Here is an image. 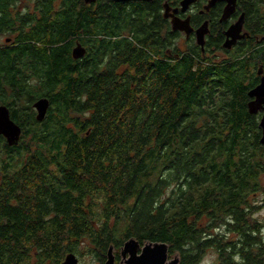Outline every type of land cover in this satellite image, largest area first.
Returning <instances> with one entry per match:
<instances>
[{
	"label": "trees",
	"instance_id": "1",
	"mask_svg": "<svg viewBox=\"0 0 264 264\" xmlns=\"http://www.w3.org/2000/svg\"><path fill=\"white\" fill-rule=\"evenodd\" d=\"M180 1L64 0L0 46V102L23 128L16 146L0 136V264H61L82 246L105 264L131 237L167 243L179 264H203L210 246L217 264H264L250 198L264 192V145L248 106L264 68V0H238L250 36L231 50L214 7L205 51L176 44L164 4ZM69 35L87 49L77 62ZM41 97L50 107L38 121Z\"/></svg>",
	"mask_w": 264,
	"mask_h": 264
},
{
	"label": "water",
	"instance_id": "2",
	"mask_svg": "<svg viewBox=\"0 0 264 264\" xmlns=\"http://www.w3.org/2000/svg\"><path fill=\"white\" fill-rule=\"evenodd\" d=\"M97 0H85L86 3H92ZM117 2L135 1V0H114ZM152 1V0H143ZM197 0H181L180 8L176 7L173 12L170 13L171 7L168 2L164 4V16L171 17L172 27L174 30L185 31L187 35L194 31V28L190 24V18H181L176 13L181 10L187 12L191 4ZM218 1H226L227 5L224 11V18H228L236 9L237 0H209L205 5V9L209 10ZM244 22V14L240 19L232 24L226 31L227 38L224 42L225 48H232L238 39L244 37L241 34ZM196 37L198 43L203 47L205 44V36L209 32L208 21H205L203 25L196 29ZM86 53V49L83 45L78 44L73 49V56L75 58L83 57ZM263 68L259 70L261 74ZM252 100L249 102L250 113H257L260 110H264V74L261 76L260 83L253 87L248 92ZM34 107L37 110V120L42 121L48 112L50 107V101L47 97H41L34 102ZM259 126L261 128L260 142L264 145V113L260 119ZM0 134L6 137L9 146H16L19 144L22 136V127L12 118L9 107L7 105H0ZM125 264H179V257L176 255L173 258H169L168 244L162 241H149L141 246L138 239L135 237L129 238L123 246L121 251ZM61 264H79V258L75 253H69ZM105 264H116L114 247L110 246L108 250V258Z\"/></svg>",
	"mask_w": 264,
	"mask_h": 264
},
{
	"label": "flooded vegetation",
	"instance_id": "3",
	"mask_svg": "<svg viewBox=\"0 0 264 264\" xmlns=\"http://www.w3.org/2000/svg\"><path fill=\"white\" fill-rule=\"evenodd\" d=\"M98 1H101V0H97V1H94L92 3H87V4H90V5L96 4ZM102 1H109V2H115V3L131 2V1L117 2L114 0H102ZM200 1L201 0H197L195 3L191 4L188 11L185 13L182 12L181 10H179L176 13V15L180 16L181 18H187V17L190 18V24L194 28V31L191 32L189 35H187L185 31L174 30L172 27V22H171L172 18L171 17H165L166 19L169 20L171 29L173 31H178L180 33V36L176 42V44H178L180 48L184 49L186 46L187 40H190V39H194L197 42V44L200 45L197 41L195 31L197 28H199L201 25H203L205 21H208L209 32L205 36V42H206V40H207L208 36L210 35L211 30L214 26L213 17L211 16L213 13L212 9L214 7H217V6L220 7L219 11L221 13L220 17H218L219 22H223L226 24L225 28L223 29L224 42L227 38L226 31L229 29V27L232 24L236 23L240 19L242 14H244V22H243V28H242L241 34H244L245 36L238 39L237 42L232 46V48H236L239 44H241L242 40H245L246 38H248L250 36L249 30L246 28V14H245V11H243L242 9L239 8L238 0H237V6H236L235 11L228 18H224V11H225V7L227 5L226 1H218L209 10L205 9V5L208 3L209 0H207L204 4H201V5H200ZM180 2L176 6L170 5V7H171L170 13L173 12L174 8H176V7L180 8ZM4 5H5V3H4ZM48 5H49V2L47 0H8V3L4 7L5 10L3 11V8H0V12H4L6 17H8L7 23L10 24V27L7 30L0 33V46L10 47V46L14 45L16 39L22 38L19 36L18 31H21L24 28L26 31L29 32L30 30H32L33 27H37V25L39 24V22L42 19H44L45 17H47L49 15L55 16L57 14H60L65 9V7L68 6V4L64 2V0H52L51 6H52L53 10L51 13H48L47 12ZM78 8H79V4H78ZM219 11H216L215 15L219 14ZM0 17H2V16L0 15ZM198 21H200V23H198ZM182 33H184V35H185V40H182V37H181ZM66 41H68V42L73 41V45L71 48V57L74 59V61L77 62L79 59H82L85 57V55L87 53V49H86V46L81 43L79 35H69L66 38ZM224 42H223V47H224ZM78 44H81L85 47L86 53L83 57L75 58L73 56V49ZM204 46H205V44H204ZM204 46L203 47L201 46L203 51H205ZM232 48H230L229 50H231ZM226 49H228V48H226ZM169 53H170V50H169ZM106 63L107 62L103 63L101 65V67H103V68L106 67L107 66ZM263 74H264V68H263V72L261 74L259 73L260 79H261V76ZM259 83H260V81H259ZM251 100H252V98H251ZM0 105H2V104H0ZM4 105H6V104H4ZM263 113H264V110H260L255 114H260V116L262 117ZM22 132H23V128H22ZM0 136H2V138L6 140L5 136H3L1 134H0ZM21 138H22V136H21Z\"/></svg>",
	"mask_w": 264,
	"mask_h": 264
},
{
	"label": "rangeland",
	"instance_id": "4",
	"mask_svg": "<svg viewBox=\"0 0 264 264\" xmlns=\"http://www.w3.org/2000/svg\"><path fill=\"white\" fill-rule=\"evenodd\" d=\"M181 37H182V40H185L184 33H182ZM221 53L222 52H218L217 54H221ZM10 91L11 90L8 89V92H10ZM0 104H3V103L0 102ZM33 107H34V103H33ZM34 109L36 110L35 107H34ZM9 110L11 113V107H9ZM260 118H261V116H260ZM26 140H28V138ZM5 157H6L5 155L0 154V159H1L0 161H2V159H4ZM260 180H261V182L264 181V173H262V175H260ZM250 198H251L252 202L254 203V205H256V208H254L255 210L253 213V217L263 226L262 234L264 237V192L259 191L258 193L251 195ZM219 232H221V234H224L223 233L224 229L222 228L221 231H219ZM228 234H229L228 237H230V238H235L237 236L235 233H228ZM76 254L79 258V264H97L98 263V261L94 258L93 254L90 251H88L85 246H82L80 248V253H76ZM114 254H115V252H114ZM218 260H219V255H218L217 248L213 247V246L206 248L205 252L202 255V259H201L203 264H217ZM115 263L116 264H125L123 256L121 255L120 260L115 259Z\"/></svg>",
	"mask_w": 264,
	"mask_h": 264
}]
</instances>
